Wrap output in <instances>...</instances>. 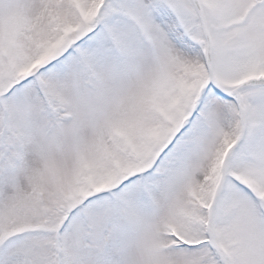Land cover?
Masks as SVG:
<instances>
[{
	"label": "snow or ice",
	"instance_id": "snow-or-ice-1",
	"mask_svg": "<svg viewBox=\"0 0 264 264\" xmlns=\"http://www.w3.org/2000/svg\"><path fill=\"white\" fill-rule=\"evenodd\" d=\"M0 264H264V0H0Z\"/></svg>",
	"mask_w": 264,
	"mask_h": 264
}]
</instances>
